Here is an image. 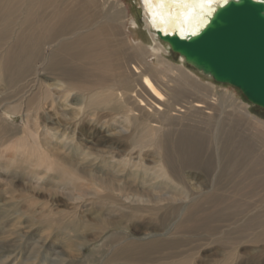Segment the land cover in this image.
Masks as SVG:
<instances>
[{
    "label": "bare ground",
    "instance_id": "1",
    "mask_svg": "<svg viewBox=\"0 0 264 264\" xmlns=\"http://www.w3.org/2000/svg\"><path fill=\"white\" fill-rule=\"evenodd\" d=\"M227 1L138 0L140 16H135L125 0H0V90L20 82L15 90L21 96L34 100L40 94V104L21 114L25 138L18 143L26 147V166L40 164L46 174L58 161L56 172L66 177H57L69 190L73 215L98 204L92 221L81 226L77 256L113 228L162 210L166 217L174 202L190 195L202 196L186 208L174 233L217 234L225 259L235 256L242 242L260 245L258 253L264 254V213L252 212L248 199L264 190V121L245 107L225 112L219 108L222 100L213 106L214 97L191 71L169 64L163 56L168 43L158 36L198 34ZM136 18L149 34L148 45L136 35ZM44 45L51 46L43 67L47 79L34 71ZM3 97L0 92V104ZM73 101L74 116L69 114ZM45 107L58 115L50 119L52 126ZM201 108L214 113L204 115ZM1 111L3 145L14 111ZM85 117L129 133L123 150L80 145L75 134ZM43 136L59 145L56 151L43 146ZM191 177L201 181L191 185ZM181 243L160 240L149 246L171 250Z\"/></svg>",
    "mask_w": 264,
    "mask_h": 264
},
{
    "label": "rangeland",
    "instance_id": "2",
    "mask_svg": "<svg viewBox=\"0 0 264 264\" xmlns=\"http://www.w3.org/2000/svg\"><path fill=\"white\" fill-rule=\"evenodd\" d=\"M125 3L129 5L130 10L136 16V9L140 6L138 0H125ZM136 21L138 22L136 35L145 45H148L150 43L149 34L142 22L137 18ZM160 41L164 43V41ZM45 46H43L44 51H39L40 58L35 61L34 71L38 76L42 77L43 75L47 79L46 75L50 76V74L43 67L47 63V55L51 46L49 45L47 48ZM164 53L163 56L169 64L179 65L181 68L191 71L192 77H195L207 89V94H212L214 97V100H211L213 106L219 107L218 101L222 100L223 105L219 107L221 110L232 112L234 108L239 110L245 107L252 116L264 121V109L249 103L239 89L229 84L217 83L202 75L187 65L184 60L181 61L177 54L172 53L168 44L165 45ZM32 77L33 74L30 72L27 79ZM51 81L49 80V82ZM29 82L26 85H29ZM19 84L21 83L15 84L11 89L0 90V92H4L3 99H5L0 104V112L3 113L4 111L1 109L7 110V108L14 111L7 117L9 128L4 134L8 138L7 143L2 145V137L0 138V264H164L166 260L177 264H221L226 260L227 264H264V254L258 253L261 246L255 243L242 242L238 244L236 255H230L227 257L228 259H225V253L220 248L219 239H217L220 237L217 234L204 231L190 235L174 233L186 208L202 195H195V197L190 195L182 202H174L172 205L174 207L171 206V211H168L166 217V212L164 213L162 210L154 216L145 214L136 221V225L128 224V227L113 228L104 233L99 240L89 242L82 249L83 257H81L82 255L77 256L75 249L77 243L82 241L79 239L82 233L81 226L92 221L98 204L85 205L79 209L77 214L73 215L75 206L70 197L65 194L69 190L63 187L62 181H59L58 178L66 177V175L60 176L56 172L61 169L58 161L53 162L52 169L46 174L42 168H39L40 164L34 165V168H29L30 165L26 166L28 162L23 159V156L26 157V155L22 152L26 147L18 143L20 138H25L22 132L24 129L22 123L25 119L21 114L24 107L27 110V107L32 109L35 105L40 104V101H37V96L40 94L36 93L34 100L31 96L28 100V95L21 96V90H15ZM30 85H34V82ZM2 88L3 86L0 85V89ZM29 88L30 86L25 90L29 91ZM26 99L27 104L24 106ZM21 102H23L22 105H20ZM75 103L73 101L69 111L70 115H73L76 110ZM201 109L204 115L214 113V110ZM53 112V109L49 110L45 107V118L48 120L49 126H52L50 119L58 117ZM77 117H79L78 114ZM117 125L115 124V126ZM128 135L129 133L118 132L112 126H101L89 122L88 117H85L81 118L75 138L80 145L85 147H96L101 150L112 147L123 150L124 145L128 142L126 137ZM43 137L46 139L43 146L49 147L50 152L56 151L59 145H56L54 140H48L47 136ZM123 137H126V140ZM41 138L42 135L39 137L40 142ZM150 159L147 158V162ZM189 181L191 185H194L201 180L191 177ZM248 199L254 205L252 212L259 210L256 213H264V190L257 189L255 194ZM178 204L179 206H177ZM74 216L76 219L73 218ZM161 222L163 223L161 224ZM154 226H158V228L154 229ZM229 226L231 225H224L227 229ZM224 227L223 229H225ZM172 239H181V245L171 248V250L165 247L153 248L149 246L152 241ZM171 254L174 256L167 257ZM183 255L186 258L184 263H182Z\"/></svg>",
    "mask_w": 264,
    "mask_h": 264
},
{
    "label": "water",
    "instance_id": "3",
    "mask_svg": "<svg viewBox=\"0 0 264 264\" xmlns=\"http://www.w3.org/2000/svg\"><path fill=\"white\" fill-rule=\"evenodd\" d=\"M158 36L187 65L264 109V0H228L198 34Z\"/></svg>",
    "mask_w": 264,
    "mask_h": 264
}]
</instances>
